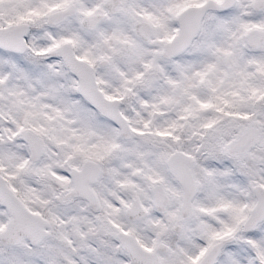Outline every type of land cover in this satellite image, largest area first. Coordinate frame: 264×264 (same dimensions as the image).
<instances>
[{
  "label": "snow or ice",
  "instance_id": "snow-or-ice-1",
  "mask_svg": "<svg viewBox=\"0 0 264 264\" xmlns=\"http://www.w3.org/2000/svg\"><path fill=\"white\" fill-rule=\"evenodd\" d=\"M0 264H264V0H0Z\"/></svg>",
  "mask_w": 264,
  "mask_h": 264
}]
</instances>
